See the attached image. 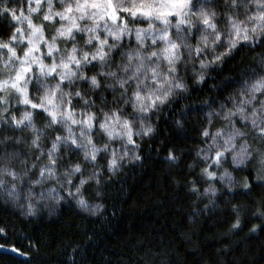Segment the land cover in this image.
<instances>
[{
	"label": "clouds",
	"instance_id": "9594fccd",
	"mask_svg": "<svg viewBox=\"0 0 264 264\" xmlns=\"http://www.w3.org/2000/svg\"><path fill=\"white\" fill-rule=\"evenodd\" d=\"M146 155L186 177L189 225L223 197L224 235L243 227L234 198L264 189V0H0V206L106 219Z\"/></svg>",
	"mask_w": 264,
	"mask_h": 264
},
{
	"label": "trees",
	"instance_id": "16d2710c",
	"mask_svg": "<svg viewBox=\"0 0 264 264\" xmlns=\"http://www.w3.org/2000/svg\"><path fill=\"white\" fill-rule=\"evenodd\" d=\"M164 168L162 160L146 155L143 166L109 184L106 219L66 207L51 221L41 217L25 222L0 206V225L7 229L0 244L20 251L0 250V264H67L69 251L77 245L76 264H264V220L252 215L253 197L264 189L254 186L250 194L237 193L234 200L247 205L242 207L244 224L228 236L224 233L234 214L224 198H219L223 210L189 225L193 197L184 190L186 177ZM173 175L182 181L179 189L171 183ZM253 224L260 225L258 234L249 231Z\"/></svg>",
	"mask_w": 264,
	"mask_h": 264
},
{
	"label": "rangeland",
	"instance_id": "374dc122",
	"mask_svg": "<svg viewBox=\"0 0 264 264\" xmlns=\"http://www.w3.org/2000/svg\"><path fill=\"white\" fill-rule=\"evenodd\" d=\"M0 250H6V251L20 253V251L18 249H16L15 247L6 246V245H2V244H0Z\"/></svg>",
	"mask_w": 264,
	"mask_h": 264
}]
</instances>
